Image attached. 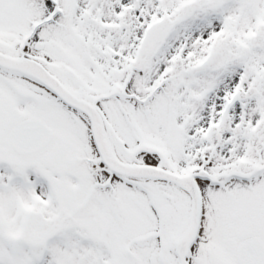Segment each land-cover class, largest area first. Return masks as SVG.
<instances>
[{
	"label": "snow or ice",
	"instance_id": "6c2138e0",
	"mask_svg": "<svg viewBox=\"0 0 264 264\" xmlns=\"http://www.w3.org/2000/svg\"><path fill=\"white\" fill-rule=\"evenodd\" d=\"M0 264H264V0H0Z\"/></svg>",
	"mask_w": 264,
	"mask_h": 264
}]
</instances>
